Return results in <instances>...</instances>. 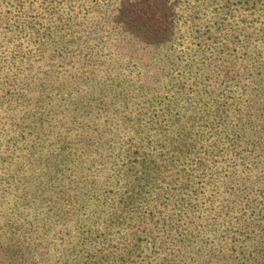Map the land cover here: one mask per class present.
<instances>
[{
    "label": "rangeland",
    "instance_id": "obj_1",
    "mask_svg": "<svg viewBox=\"0 0 264 264\" xmlns=\"http://www.w3.org/2000/svg\"><path fill=\"white\" fill-rule=\"evenodd\" d=\"M196 5L0 0V264H264V14Z\"/></svg>",
    "mask_w": 264,
    "mask_h": 264
},
{
    "label": "trees",
    "instance_id": "obj_2",
    "mask_svg": "<svg viewBox=\"0 0 264 264\" xmlns=\"http://www.w3.org/2000/svg\"><path fill=\"white\" fill-rule=\"evenodd\" d=\"M186 3L191 8L197 6L196 4H199L198 7L200 9L196 13L201 12L204 14L206 13V15H210V18L214 20L212 22L213 32H217L222 28L225 18L222 14L225 12L226 9L230 8V6L234 4L237 5L239 4L242 7H245V9L249 11V15H254L259 12L261 14H264V0H186ZM207 7L209 8L208 12H206ZM190 20L194 22V19L190 18ZM174 28L177 33L180 31V29L177 28L175 23H174ZM258 33L261 34L263 38V46H264V22H262L261 26L258 28ZM187 52H190V50H187ZM217 114L215 113V116L219 117V120L218 121L215 120V122H218V126H220L222 124L221 122L223 118L221 116H217ZM195 121L196 120L194 119L192 120V118H187L186 123L191 122V124L189 125L187 124L185 126L184 131L178 133L179 136H178L177 144L171 145V147L173 148V150L176 152L177 155V157L174 158L175 160L178 159V161H180L181 158H185L193 151L195 143L192 145L189 142L192 140L190 134L191 126L195 124ZM215 122L211 124L212 127L215 124ZM218 136L219 134L216 137L217 139L219 138ZM217 139L212 142V152L214 156L218 155V145H217L218 143L216 142ZM179 147H181V150H179ZM221 153H222V149H221ZM181 187L185 188L186 183H183ZM78 234H79V238L77 244L76 246H73V248L70 250V253L75 257L84 259L85 261H92L95 259V261L97 262V259L99 258L103 262V241L99 240L97 236H94L90 230L88 231L83 230Z\"/></svg>",
    "mask_w": 264,
    "mask_h": 264
}]
</instances>
